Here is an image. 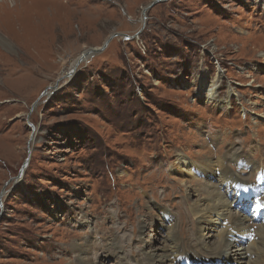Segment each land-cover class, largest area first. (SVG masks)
<instances>
[{"label":"rangeland","instance_id":"374dc122","mask_svg":"<svg viewBox=\"0 0 264 264\" xmlns=\"http://www.w3.org/2000/svg\"><path fill=\"white\" fill-rule=\"evenodd\" d=\"M152 2H0V264H209L264 187V0Z\"/></svg>","mask_w":264,"mask_h":264},{"label":"bare ground","instance_id":"6f19581e","mask_svg":"<svg viewBox=\"0 0 264 264\" xmlns=\"http://www.w3.org/2000/svg\"><path fill=\"white\" fill-rule=\"evenodd\" d=\"M0 2H2V0H0ZM1 4H3V3H1ZM13 8H14V6H13ZM85 54H86V52H85ZM78 60H79V58L74 62V65H76V63H79L83 59H80L79 61ZM231 152L235 153L233 151H231ZM241 158H242V155L239 153L238 154V158H237L239 163H241L240 161H242ZM249 164H250V162H247L245 167L247 165H249ZM253 165H255V164H253ZM245 167H243V168L245 169ZM210 175H214L213 174V170H211V169H210L209 173H207V176H210ZM260 176H261L260 177L261 179H262V176H263V179H264V173H262V175H260ZM216 177H219V178L223 179L224 185L226 184V186H223V187L226 190L230 189V187H228L229 184L233 186V188L230 190V193H233V195H231V197H230L231 200L235 201L236 199H238L237 203H246V205H244L242 207H236V208L233 207L234 208L233 209V208H231L232 205L229 202L230 200L229 199H225L224 201L221 200L220 193L217 191L216 195H215V198H216V196H218V199L213 198L216 201V205L219 206L218 212L216 213L217 217H221L222 218V222L226 218L225 220H227V222L230 223V224H228V228L230 227L229 229L232 230L231 228H233V226H234L235 227L234 231H238V232L242 233L245 237H247L245 235V233H247V235H248V232H250V235H251L252 232H255L256 239L254 238L253 240L248 242L247 245H246V243H242L240 241H237L238 239H234V241L231 243V239L234 237V235H233L234 232L231 233L230 230H228V229H227V231L225 230V232L221 236L222 237L221 240L218 241V245L215 246V247H220L219 255L213 254L211 252V250H209L208 254H206V255L210 256V258L212 260V261H210L209 264H220L217 261H220L221 264H223L227 260H231L232 261V260L237 259V258H238V261H239L238 264H251V260L247 259V252H250L249 249H251V247H253V249H254L255 245L258 242L260 244L261 237H263L262 235H260V232H263V235H264V217L261 218V220H259V221L256 220V217L258 216V213H261L263 211L262 209L264 208V192L262 191L264 189V187L261 188V189L260 188L259 189L250 188V190L252 189L251 193H250V191L249 192H245L244 190L249 188V183L243 185V183L239 182V180H240L239 178H237V177L232 175V173L230 172V169L229 170L228 169L227 170L226 169L222 170L220 172V174L217 175ZM213 182L214 181H212V179H211V180L208 181V184L209 183L211 184ZM221 184L222 183H220V181L217 180V178H216L214 187L216 189H220L221 190L223 188V187H221ZM239 189L242 192L241 191L238 192ZM255 190H256V193L253 192ZM210 192L208 193V198H205L207 202H208V200L210 198H212V194ZM250 199H251V201H250ZM255 199H257V200L255 201ZM215 201H213V202H215ZM234 201H232V202H234ZM224 208H227V209H224ZM239 211H241V212L244 211L246 214H247L248 211H251L252 215H250V216L246 215L244 218H240V215H239L240 212ZM259 217H261V216L259 215ZM183 238L184 237H182V236L181 237L177 236L175 238V235H172L169 238L170 239V245H172V244H174L176 242L177 246L175 245V247H178L179 249H178L177 255L174 258H173V255L172 256L171 255L166 256L165 262L169 261V260L172 262L171 264H176V262H180V263H183V262L185 263L186 262L185 261L186 252L187 251L190 252V248H189V246L187 244L188 241L184 240ZM229 238H230V244H229V241H227V240H229ZM234 245H237V248L240 251H242V253H243L242 256H232V255H234V253L233 252L230 253V251H234V250L231 249L230 251H227L226 248H225V246L233 247ZM244 245H246V248L243 247ZM227 249H229V248H227ZM165 251L166 250H164L163 252H165ZM252 251L250 252L251 254H253V252L256 253V254L260 253V259L255 261V264H260L259 262L261 261V254L263 255L264 249L263 250H257V251L254 250L253 252ZM179 252H180V254H179ZM106 254H108V251L106 252ZM175 258H177V259H175ZM213 258L214 259L217 258L218 260L216 259V261H213L214 260ZM150 261L152 262V264L154 262H157V264H167V263L164 262L163 253L162 252H161V254H157L155 259H150ZM87 262L85 261L83 264H88ZM196 263L198 264V262H196ZM230 263H232V262H230ZM122 264H126V263L123 262ZM262 264H264V262H262Z\"/></svg>","mask_w":264,"mask_h":264},{"label":"water","instance_id":"95a60500","mask_svg":"<svg viewBox=\"0 0 264 264\" xmlns=\"http://www.w3.org/2000/svg\"><path fill=\"white\" fill-rule=\"evenodd\" d=\"M155 1H159V0H154V2H152L150 5L154 4ZM105 44H106V43H105ZM105 44H104L102 47H104ZM96 51H98V50H88V51H86V54H87V55H90L91 53H94V52H96ZM80 59H81V58H79V60H80ZM79 60H78V61H79ZM23 166H24V165H22V168H21V169H23ZM20 172H21V171H20Z\"/></svg>","mask_w":264,"mask_h":264}]
</instances>
